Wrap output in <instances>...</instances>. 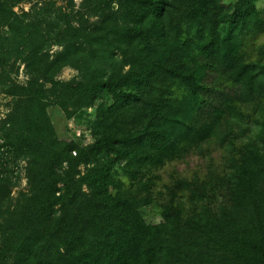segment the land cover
<instances>
[{
    "label": "trees",
    "instance_id": "trees-1",
    "mask_svg": "<svg viewBox=\"0 0 264 264\" xmlns=\"http://www.w3.org/2000/svg\"><path fill=\"white\" fill-rule=\"evenodd\" d=\"M22 1L0 0V68L16 55L28 74L2 86L11 101L1 139L12 165L25 162L26 186L15 191L19 176L0 172V264H264V204L248 154L166 187L160 224L139 214L152 202L142 192L153 172L210 139L236 140L231 123L264 103V45L253 59L245 51L264 32V9L254 0H109L92 26L75 28L16 14ZM66 67L79 78L56 80ZM172 86L186 101L168 95ZM48 92L62 94L69 116L113 96L97 109L92 144L56 135ZM122 164L132 168L127 194L114 177Z\"/></svg>",
    "mask_w": 264,
    "mask_h": 264
},
{
    "label": "rangeland",
    "instance_id": "rangeland-1",
    "mask_svg": "<svg viewBox=\"0 0 264 264\" xmlns=\"http://www.w3.org/2000/svg\"><path fill=\"white\" fill-rule=\"evenodd\" d=\"M235 1L225 0V4L230 5ZM108 3L109 0H23L14 7V11L18 15L28 12L35 15L37 19L45 18L47 21L61 26L70 24L75 28H81L92 26L104 12ZM253 3L259 10L264 9V0H254ZM112 10L117 11L116 2L112 5ZM256 43L258 46L264 45V32L255 40L254 44L249 45L245 50L251 59L255 58L254 48L257 51L258 47L255 45ZM58 49L57 46L51 47V52ZM6 59L7 63L0 68V124L10 111L9 102L11 101V97L6 96L2 91L3 80L9 79L23 85L28 79L27 70L21 58L10 55ZM78 78V71L69 67L62 69L55 76V79L61 82H73ZM171 88L168 93L170 97L186 101L183 97L188 94L183 88L179 86H172ZM46 97L47 113L56 135L63 139L74 140L80 145H90L94 142L97 109L100 106L113 104L112 95L101 94L90 106L69 116L57 104L58 100H62V94L52 95L48 92ZM68 109L72 111L70 105ZM246 113L250 115L248 121L243 119L231 123V128L236 132L235 134L239 135L236 140L228 143L220 138L210 139L187 156L168 161L157 172H153L152 178L150 174L144 175L146 179L150 177L152 182L148 185L150 189L147 192H142L144 195L145 193L150 194L152 200L139 209L140 217L144 223L158 225L162 222L160 205L166 199L164 196L165 188L171 187L174 181L181 178L187 181L193 178L205 179L209 176L210 171L214 174L221 173L229 157L238 159L244 154H248L247 167L257 175L256 183L253 178L251 179V189H257L256 196H261L259 203L264 204V103L251 108ZM1 136L2 133L0 132V172H7V170L15 172L14 175L17 174L20 178L15 191H19L26 186L22 168L25 162L20 160L12 165L10 159H6L9 146L7 140L1 139ZM131 172L132 168H127L124 164L115 167L114 171L115 179L121 184L119 188L126 194L134 190L132 187L134 181L130 179ZM218 196L216 200L221 201L223 197ZM182 199L185 200L186 198L182 197Z\"/></svg>",
    "mask_w": 264,
    "mask_h": 264
}]
</instances>
